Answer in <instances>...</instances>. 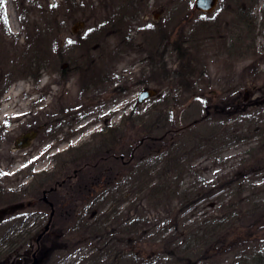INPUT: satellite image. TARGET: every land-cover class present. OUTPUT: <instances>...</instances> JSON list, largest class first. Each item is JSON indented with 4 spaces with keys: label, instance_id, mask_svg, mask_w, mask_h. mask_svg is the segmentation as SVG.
I'll use <instances>...</instances> for the list:
<instances>
[{
    "label": "rangeland",
    "instance_id": "rangeland-1",
    "mask_svg": "<svg viewBox=\"0 0 264 264\" xmlns=\"http://www.w3.org/2000/svg\"><path fill=\"white\" fill-rule=\"evenodd\" d=\"M259 1L246 28L254 47L234 61L223 55L220 31L211 36V16L190 13L187 0L163 2L160 55L158 29L139 22V13L97 12L83 2L66 8L60 0H0V208L33 202L13 211L20 217L9 225L18 230L9 235L29 230L33 238L47 225L46 199L53 195L46 189L63 173L68 182L98 188L57 187L68 219L52 221L53 238L39 243L40 252L51 247L52 264H90L112 243L100 264H181L163 255L160 236L170 239L182 229L188 238L194 220L223 213L228 238L254 233L256 249H225L201 264H264L250 261L264 253ZM111 22L116 29L102 26ZM144 86L157 93L139 102ZM32 128L38 131L30 144L12 148ZM74 172L81 177L71 181ZM211 183L223 186L213 194ZM88 227L97 231L93 238L84 237ZM199 250L187 249L185 261Z\"/></svg>",
    "mask_w": 264,
    "mask_h": 264
},
{
    "label": "flooded vegetation",
    "instance_id": "flooded-vegetation-1",
    "mask_svg": "<svg viewBox=\"0 0 264 264\" xmlns=\"http://www.w3.org/2000/svg\"><path fill=\"white\" fill-rule=\"evenodd\" d=\"M60 2L65 4L66 8L75 7L77 4L83 2L86 6H91L94 10L97 9V12L108 11V13L110 12L113 15L124 14L126 15V17H129L130 15L132 17L135 16L136 13H139V16H137L141 18L139 22H145L143 23L144 25L150 26L152 28L156 27L158 29L157 49L160 55L159 15L165 11L163 5L164 0H60ZM187 2L191 3V10L189 11L190 13H198L211 16H206V20L209 19L207 21L208 29L211 36L217 34L220 31L216 37L220 36V38L222 39L221 44L223 55L226 59L240 61L244 59V57H246V48H249L250 46L251 48L254 47V43H252L253 36L250 34V32H246V28L249 27L250 24H252V13L256 7L259 8V0H216L215 5L212 7V9L207 11L198 8L195 5V0H187ZM260 6L262 7L260 11H262L263 15V19L261 21L264 24V1L263 5ZM217 14L218 16L220 15L218 17V19L220 18V24L217 23ZM118 18V21H121L120 18H122V16ZM215 18L216 23H214ZM149 19L151 20V22L147 21ZM210 20L213 22L211 23ZM104 25H108L110 26V28H112V26L115 29L117 28V22L103 23L102 26ZM250 39L251 42L246 43ZM77 174L78 173L74 172L71 175V181L75 179L78 180L81 177H77ZM63 177V173L59 176H56L54 178L55 181L52 184H57L54 186L49 185L46 189V192L48 194L52 193L53 195L52 200L48 201V199H46V202H48L49 204V212L46 219L49 222L47 221V225H45L37 235L33 236V238V234H31L29 230H26L20 235H9V233H15L18 230L14 229L16 227V224H14L13 226L9 225V221L13 219L17 221V218L20 217V215L14 214L15 212L13 211H15V209L7 210L0 216V218L5 217L6 215L9 216V218L2 220L1 223L3 227L2 229H0V264H30L34 259L36 261L35 264H52V262H49V256L47 254V250L51 249V247L45 248L47 249L45 252H40L39 243L41 242V239H43V237H46L49 234V230L53 228L51 223L52 221L55 220L64 222L68 219L67 217L69 214L67 211V200L65 199L66 197L64 198L65 194L59 197V194H61L62 191H59V193H57V187H60L63 184H68L67 186L69 187L67 188L71 190L73 189L70 188L71 186H77L79 189L80 187H96L95 183L90 186L82 180H78L77 182H68L67 179L65 180ZM106 182L109 184V181ZM53 192H55V194ZM31 203H33L32 200L27 201L26 204H23L25 206H32ZM24 205H22L21 207H23ZM32 213H30V216H32ZM47 238L52 239L53 235L51 236L50 233Z\"/></svg>",
    "mask_w": 264,
    "mask_h": 264
},
{
    "label": "trees",
    "instance_id": "trees-1",
    "mask_svg": "<svg viewBox=\"0 0 264 264\" xmlns=\"http://www.w3.org/2000/svg\"><path fill=\"white\" fill-rule=\"evenodd\" d=\"M106 153H107V151H106ZM109 156L115 157V155L111 154V152L109 153ZM104 183L108 184L106 181ZM212 185H214V186H212ZM221 186H223V185L221 184L220 186H216L215 183H211L210 187H208L207 190H208V192H211L214 194L217 192L216 189H219V187H221ZM176 187H174L172 191H174V192L177 191ZM80 188L83 189V187H80ZM96 188H98V187L96 186ZM76 189H79V188L77 187ZM84 189H85V191L88 192V191H90L88 189H91V188H84ZM171 189L172 188H170L169 186H164V189L162 188V190L165 193H170ZM238 192H240V191H238ZM183 198H187L186 194L183 195ZM190 203H191V201H190ZM251 214L255 215L254 213H251ZM211 217H212L211 219H209V218L204 219L203 218L204 220H201V218H200V219L194 220L193 222H196V225L188 228L189 232H187V233L190 236L188 238L185 237L186 233H183L182 229H180L179 235H175V236L173 235V237H171L170 239H167L168 237H165L166 235L160 236V248L163 247L162 249H165V251L163 252L164 253L163 255L167 256L170 259L174 258L175 260L180 261L181 264H198V263L201 264L202 263L201 261L208 262L209 261L208 259L212 254L214 255V253H221V251H223L225 249L233 250V249H237V246H240V248L242 247V249H249V250L250 249H253V250L256 249L255 245H253V243L255 241L253 239L257 238L254 233H248V232H246V230H244V232H242V230H241V231L233 233L234 234L233 239L230 240L228 238V235L230 233H228V231H227V229H228L227 228V223H228L227 219L228 218H227L226 213L219 214L218 216L213 215ZM231 217H232V219L236 218V216H234V215H231ZM98 226L99 225H96L95 228H98L100 230V228ZM95 228L88 227L87 230L85 231L84 237H87L90 235L93 238L97 234V231L94 230ZM202 228H203V231H202L203 234L198 235L197 233L200 232ZM235 229H236V227H235ZM175 231H177V230H175ZM191 235L193 237H191ZM103 237L104 236H102V238ZM108 239L116 242V237H114V236H110ZM114 245L115 244L112 243V244H110V246H108V249L107 248L101 249L102 252H99L98 254L91 256L90 257V259H91L90 264H100L99 259L104 254L107 255V254L111 253L112 249L114 250V247H113ZM110 248H112V249H110ZM187 249L188 250H190V249H197V250L198 249H204V250H203V252H200V250H199V256L195 257L193 259V261H191V262L188 261V263H187V261H185V259H184L185 257L183 256L184 253H186ZM258 249L260 250L261 248H258ZM118 250H120V249H118ZM241 251H244V250H241ZM136 255H139V253L136 252ZM116 256H118V252H116L115 257ZM113 257H114V254H113ZM255 259H257L259 261V263H264V253L256 254V257L251 258L250 261L255 260ZM141 260H142V257H141ZM141 262L143 263V260Z\"/></svg>",
    "mask_w": 264,
    "mask_h": 264
},
{
    "label": "water",
    "instance_id": "water-1",
    "mask_svg": "<svg viewBox=\"0 0 264 264\" xmlns=\"http://www.w3.org/2000/svg\"><path fill=\"white\" fill-rule=\"evenodd\" d=\"M214 3H215V0H195V5L198 8L205 9L206 11L211 9L213 7ZM140 90L141 91L137 95V100H139V102H142L143 99L151 96L155 92L154 89H150V88H143ZM36 133H37L36 129H29V130L23 132L22 134L17 136V138L15 139V147H20V148L26 147L30 143V140L36 135ZM20 205L21 204H13V205L9 206V208H16ZM6 210H7V208H1L0 209V215L3 214L4 212H6ZM35 262L36 261L34 259V260H32V262L30 264H35Z\"/></svg>",
    "mask_w": 264,
    "mask_h": 264
}]
</instances>
